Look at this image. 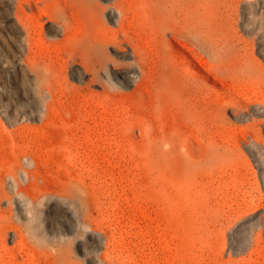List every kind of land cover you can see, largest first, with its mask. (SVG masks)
Here are the masks:
<instances>
[{"label":"rangeland","instance_id":"1","mask_svg":"<svg viewBox=\"0 0 264 264\" xmlns=\"http://www.w3.org/2000/svg\"><path fill=\"white\" fill-rule=\"evenodd\" d=\"M114 1L127 8L124 29L132 45L140 43L148 59L156 60L157 37L146 14L151 1ZM14 2L0 0V33L10 37L6 20ZM30 14L26 10L35 28V49L54 57L61 77L53 99L46 94L43 102H35L30 82L0 53L4 102L31 100L34 116L30 120L13 111L15 118L8 120L0 109V173L18 164V183L8 181L38 196L66 194L63 186L78 181L89 191L91 206L74 212L48 197L28 201L27 216L39 210L41 231L51 245L28 237L18 264H58L61 259L66 264H264V0L209 2L206 16L235 51L227 63L234 73L217 77L194 61L198 66L191 72L200 70L210 79L207 92L197 95L192 111L183 115L170 103L158 102L148 83L138 85L136 63V84L119 80L104 95L99 83L91 85L92 94L83 90L87 76L78 80L58 56L61 35L49 38L45 18ZM118 17L115 12L106 27L121 39ZM166 37L170 49L179 45ZM132 59L126 56L122 63ZM68 83L80 90L73 93ZM235 103L248 105L249 113L235 117L229 109ZM221 107L228 108L224 118ZM253 134L257 147L249 137ZM214 144L228 153L208 160L204 153L208 146L216 149ZM28 154L36 161L24 157ZM7 207L2 204L1 219L8 216ZM15 212L13 203L12 220L21 225ZM10 235L0 243L6 259L16 250Z\"/></svg>","mask_w":264,"mask_h":264},{"label":"bare ground","instance_id":"2","mask_svg":"<svg viewBox=\"0 0 264 264\" xmlns=\"http://www.w3.org/2000/svg\"><path fill=\"white\" fill-rule=\"evenodd\" d=\"M8 1L10 2L11 0ZM47 1L49 0H15L14 9L12 13L10 11L7 12L6 20V23L9 24L8 27H10L8 32L11 33L12 37L3 32L0 33V53L3 56V61L6 63L11 61L20 78L25 82H30L32 86L30 90L32 89L33 91V93L31 92L33 94L31 99L33 98L34 101L43 102L46 94L52 98L58 89V82H60L58 79H60L59 76L61 74L59 64L50 53L35 49V28L33 24L26 20V10L31 11L32 14L40 12L41 16L45 18L43 25H45L49 38L55 40L61 35L57 43L59 44L58 56L60 59H66L65 65H70L71 74L78 76V80H81L82 76H87V80L82 81L84 85L82 89L90 94H92L91 85L96 83L100 84L101 94L103 95L109 94L108 87H116L119 80L123 84L130 81L136 84L137 75L134 68V63H136L141 73L138 85L148 83L149 87L153 89L155 99L158 102L170 103L177 112L183 115L192 111L196 104L197 95L207 92V84L210 79V75L208 76L200 70L191 72L198 66L194 61H197L206 71L208 70L209 74L214 73L217 77L228 76L230 72L234 73V68L231 65H227V63L235 57V51L226 42L222 29L212 25L206 16V10L212 0H150L146 14L150 17V28L156 35L158 42L157 59H151V61L148 59L143 46L140 43L132 45V41L128 38L124 29V22L127 21L128 14L127 8L119 4L118 1L100 0L106 6L97 0H50L48 4ZM238 5L236 3L235 7H238ZM115 12H119L116 24L123 37L121 39L118 38L117 34L110 33L106 27V22L112 23L114 21ZM158 17L159 19H156ZM77 24L82 25L77 27ZM167 34L171 35L179 45H173L172 49H170L167 46ZM124 44L131 49V55L126 52L127 49ZM184 47L186 48L184 49ZM16 52L20 56H16ZM177 54L183 56V61H178ZM132 55L133 61L131 63H122L126 56L131 57ZM212 67L215 68L214 72H212ZM66 88L73 93L76 90H80L75 89L71 83H68ZM4 90L5 86L0 81V109L6 114L3 113L7 119H14L13 111H17L26 119L33 120L34 116L29 112V107L32 104L31 100L17 98L14 105H11L4 102ZM235 105V107L229 108L233 111L235 117L238 118L239 115H247L249 113L248 105L244 108L239 103H235ZM50 106L51 103L48 104L49 108ZM220 110L224 118L228 108L221 107ZM47 117L45 121H47ZM203 130L205 129L203 128ZM207 136L209 135L207 134ZM249 137L252 140V144L257 147L259 145L257 137L254 134ZM157 138L160 139L159 137ZM202 140L204 141V139ZM244 143L249 144L250 141H245ZM167 144L169 145V143H166V146H168ZM217 145H215L216 149H212L214 146L211 149V146H208L209 150L204 153L208 160L228 153L227 150H222V147L219 148ZM203 149L204 147H202ZM166 152L168 153V151ZM33 155L28 154L24 157H28L35 162V156L33 157ZM18 167V164H15L10 172L0 173V211H2L3 203H7L8 206L5 210L8 213L6 221L1 219L0 216V243L12 238L11 232L16 238V250H11L12 253H10L9 259L3 256L4 251L1 252L0 248V264L20 263L18 262V257H23L25 251L23 252L22 245L28 237L36 238L37 242L39 240L45 246L51 245V238L44 235L41 231L39 210H36L29 217L27 216L29 212L28 201L34 202L37 200L38 202V199L48 197L59 203L69 205L74 212H80L81 209L88 211L91 206L89 191L79 185L78 181H69L63 186L66 194L56 195L45 191L39 196L26 194L22 188H17L10 183L11 181H8L11 178L10 180L13 179V182L18 183V171L22 169ZM11 191L13 192L12 194H10ZM13 203H15L16 207L14 216L17 220H20L21 225L16 224L12 220ZM22 225H25L24 229L21 227ZM9 228L14 231H9ZM24 231H26L25 234ZM58 264L66 263L61 259Z\"/></svg>","mask_w":264,"mask_h":264}]
</instances>
